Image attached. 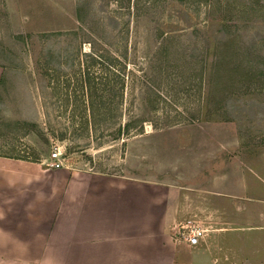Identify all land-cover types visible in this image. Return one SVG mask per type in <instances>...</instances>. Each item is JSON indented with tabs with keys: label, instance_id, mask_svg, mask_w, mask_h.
Here are the masks:
<instances>
[{
	"label": "rangeland",
	"instance_id": "374dc122",
	"mask_svg": "<svg viewBox=\"0 0 264 264\" xmlns=\"http://www.w3.org/2000/svg\"><path fill=\"white\" fill-rule=\"evenodd\" d=\"M0 70V155L264 196V0H0Z\"/></svg>",
	"mask_w": 264,
	"mask_h": 264
},
{
	"label": "crops",
	"instance_id": "0c3cea01",
	"mask_svg": "<svg viewBox=\"0 0 264 264\" xmlns=\"http://www.w3.org/2000/svg\"><path fill=\"white\" fill-rule=\"evenodd\" d=\"M214 177L175 185L0 155V264H264V196ZM187 217L203 228L195 244L172 236Z\"/></svg>",
	"mask_w": 264,
	"mask_h": 264
},
{
	"label": "built area",
	"instance_id": "2783aa9c",
	"mask_svg": "<svg viewBox=\"0 0 264 264\" xmlns=\"http://www.w3.org/2000/svg\"><path fill=\"white\" fill-rule=\"evenodd\" d=\"M59 151L53 152L52 156L59 155ZM54 166H58L59 163L52 162ZM171 229L173 231L172 236L175 238H180L189 244H195L199 236L201 235L203 228L197 224V222L192 217H187L182 219L181 221H177L171 225Z\"/></svg>",
	"mask_w": 264,
	"mask_h": 264
},
{
	"label": "trees",
	"instance_id": "16d2710c",
	"mask_svg": "<svg viewBox=\"0 0 264 264\" xmlns=\"http://www.w3.org/2000/svg\"><path fill=\"white\" fill-rule=\"evenodd\" d=\"M228 43H230V40L225 41V42L223 43V45H226V44H228ZM219 74H221V73H219Z\"/></svg>",
	"mask_w": 264,
	"mask_h": 264
}]
</instances>
